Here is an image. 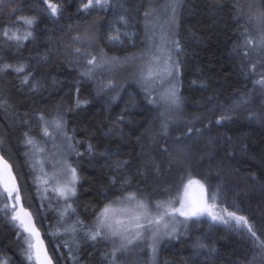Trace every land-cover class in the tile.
I'll return each mask as SVG.
<instances>
[{
    "label": "trees",
    "instance_id": "trees-1",
    "mask_svg": "<svg viewBox=\"0 0 264 264\" xmlns=\"http://www.w3.org/2000/svg\"><path fill=\"white\" fill-rule=\"evenodd\" d=\"M51 2L62 7L63 15L48 16L41 0H6L7 6L0 11V32L16 24L10 19L12 8L20 9L16 16L40 13L34 38L21 47L0 35V62L26 64L25 71L31 70L32 79L38 83L33 91L21 85L23 73L9 70L0 74V99L8 102L0 107V149L17 173L23 203L34 215L55 263L109 264L105 253L113 247L110 242L89 241L83 230L73 235L60 225L68 227L79 219L91 226L98 210L138 189L153 203L179 198L184 191L186 196L189 177L201 180L209 195L216 193L224 209L245 216L264 240V88L255 83L258 75L247 74L249 59L264 57L250 51L246 59L240 47L245 27L251 35H257L258 24L254 19L249 21V16L264 4L260 0H111L109 8L82 12L78 9L87 0ZM172 4L176 5V24L171 30L181 44L174 52L181 82L180 107L173 108L175 113L165 107L166 101L154 97L150 85L138 75L140 68L146 67L139 54L148 48L150 22L156 18L154 33L158 35L154 37L155 44L159 43L161 31H169L171 25L169 22L164 28L161 9L173 15ZM148 9L155 11L146 20L144 12ZM120 15L127 18V25L115 24ZM17 26L22 34L26 26ZM77 26L81 33L94 29L95 52L102 49L108 58L132 56L133 60L105 65L91 78L83 76L84 60L77 61L63 50L69 36L77 34ZM114 26H119L121 33L133 32L135 42L130 45V36L124 35L123 41L110 42L108 36ZM153 88L155 92L160 90ZM77 99L87 103L77 108ZM149 99L155 103H149ZM57 109L62 110L66 121L64 132L52 127L49 132L59 133L62 140L65 132L74 136L73 143L80 142L75 144L76 151L84 153L76 156L73 152L67 158L78 174L77 194L67 202L54 188L44 189L41 180L34 182L40 167L33 171L30 157L35 150L23 142L28 132L41 147L46 137L38 115L50 114L51 119ZM120 116L124 120L117 125ZM221 116L227 118L216 123ZM25 119L27 123L22 122ZM165 120L169 121L167 137L160 135ZM188 127L199 132L194 130L185 136ZM89 142L96 154H88ZM165 144L168 152L163 151ZM181 147L185 150L177 151ZM105 152L109 155H99ZM116 160L131 162L124 172L131 184L123 188L120 184L110 186L111 165ZM152 162L159 166L158 171L141 167ZM68 203L72 207L61 219L60 213ZM18 232L11 214L0 213V258L9 264H33L24 254L28 245ZM253 239L243 225L230 227L193 218L180 228L176 238L160 240L155 254L150 244L139 242L120 254L118 264H264V250ZM201 244L206 247H199Z\"/></svg>",
    "mask_w": 264,
    "mask_h": 264
},
{
    "label": "snow or ice",
    "instance_id": "snow-or-ice-1",
    "mask_svg": "<svg viewBox=\"0 0 264 264\" xmlns=\"http://www.w3.org/2000/svg\"><path fill=\"white\" fill-rule=\"evenodd\" d=\"M261 4H264V0H260ZM41 3L46 5L48 16L52 18H58L63 15L62 7L57 3H52L51 0H41ZM7 6L6 0H0V11ZM111 6V0H87V2L82 3L81 8L78 11L86 12L92 8L106 9ZM171 7L173 12V17L170 25V30L162 33L161 44H153L152 46L146 48L140 53L142 59H145V64L147 66L146 74L142 72V79L145 85L152 82L153 77L159 78V74L156 71L161 65H163L164 72L168 76H172L173 73L178 75L179 73V62L173 59L174 52L181 48L180 41L175 39V32L171 30L176 24L175 11L176 5L172 4ZM20 11V9L12 8L13 15L10 19L16 21L9 27L3 28L0 35L6 38L7 41H14L17 47H21L24 41L34 38V29L39 21L40 13H34L32 15H20L16 16L15 13ZM154 9H148L144 12L145 19H149L154 14ZM243 16V13L240 14ZM255 19L258 24L257 35L253 36L250 34L249 29L245 27L243 29L244 43L240 47L244 49L245 58H249L250 51L256 53L257 55L264 57V7L257 9L256 12L249 16V21ZM128 20L124 15H120L119 19L115 22L116 25H127ZM17 25L26 26L23 33L20 32V27ZM15 29V30H14ZM79 26H77V34L69 36V42L63 45V50L76 58L77 61L83 59L85 62V71L82 72L83 76L89 78L92 77L93 73L97 69H103L105 65H113L119 63L117 58H108L106 53L101 49L99 52H95L93 45L96 40L94 29H86L84 32H80ZM72 26L69 25V32H71ZM121 35L128 36L129 33H121L119 26H114L113 33L108 36V40L113 43L120 42ZM152 37H149L151 40ZM131 58H125L128 60ZM250 67L247 70L248 75H258L260 78L255 81L257 85L264 88V58H259L255 61L249 59ZM90 66V67H89ZM28 66L26 64L13 65L11 63L0 62V74L8 72L9 70L14 71L17 74L23 73V77L20 81L21 85L29 86L31 90L35 91L38 89V83L32 79L31 70L25 71ZM195 83V82H194ZM111 86L110 84L108 85ZM205 85H201L204 87ZM147 90V88H146ZM78 91V90H77ZM165 97L169 103L170 108L178 109L180 107V96L178 82L172 83L170 88L165 93ZM149 103H155L154 100L149 99ZM7 101L0 99V107L7 106ZM82 103H87V101H80L77 99L76 107L79 108ZM50 114L39 113L38 120L42 125V133L45 137H50L49 128H55L60 132H64L66 121L64 120L63 112L57 109L56 115L49 119ZM227 117L221 116L216 123H221L222 120ZM124 120L123 116L117 118L115 122L117 125ZM27 123V119L22 121ZM199 132V129H193L188 127L184 132V135H190L193 131ZM169 133V121L165 120L161 125L160 135L167 137ZM65 135V142L68 150V154L75 153L76 156H83L84 153L76 151L75 144H79V141H74V136ZM180 138L177 137V140ZM25 145L34 148V152L30 159H32L31 167L35 172L37 167H40V174L34 177V182H39L41 180L43 173V163L42 159L38 156L44 151L42 147L39 146L38 142L34 137L30 136L28 132L24 133ZM0 143H3L0 140ZM184 148H178L177 151L183 152ZM163 151L168 152L167 145L163 146ZM87 152L89 155L96 154L94 145L89 142L87 144ZM28 155V153H26ZM63 155V154H62ZM101 156H108L109 153H99ZM62 165V173L65 176H70L62 186L54 188L53 191L57 193L59 197H62L66 202L72 197H75L76 192V182L78 180L77 169L73 167L67 159L59 161ZM131 162L128 160H116L112 163L111 167L113 174L110 176V186H116L120 184L123 188L126 184H131V179L124 175L126 169L130 167ZM0 185L3 186V191L0 192V201H2V206H0V213L8 216L11 214V220L18 222V227L29 234V237L35 236L38 238V232H36L34 225L31 224V214L26 212L22 207H18L21 196L20 189L16 181V177L12 173V166L4 159L3 155H0ZM142 168L147 170L149 167L159 170V166L152 162L151 164H143ZM139 175H144V172H138ZM183 179V177L181 178ZM47 183V181H44ZM200 184L199 180H193L189 177L188 184ZM203 189L204 185L200 184ZM139 193V196H138ZM217 194L211 193L208 195L201 204L197 206H192L183 200L177 201L173 199L157 200L154 203L150 200L148 196H145L143 192L139 189L137 192H130L127 195H123L116 200H112L107 203L102 209L98 210L95 215V220L91 226L85 225L82 220L77 219L74 224L63 228L66 233H72L75 235L78 231H84V237L92 242L108 241L113 247L110 252L105 253V258L108 259L109 264H118L120 260V254L129 251L130 246L134 245L137 241L145 239V232L151 233V248L155 254L157 250V245L160 240L164 238H176L180 232L179 226L186 222L192 220L193 218L199 219L202 216H210L213 221H219L225 225H230L232 221H235V226L239 227L241 225L247 228L248 233H250L253 243H256L261 250H264V240H261L257 235V230L249 224L248 219L245 216H239L235 211L229 212L227 209H223L226 213L225 215H217L211 209L216 208ZM211 201V203H209ZM179 203V207H175L176 203ZM151 205V208H150ZM115 206V207H114ZM72 205L67 204L64 211L60 213L61 219L68 215V209H71ZM154 209V212L153 210ZM75 210L73 209V212ZM120 213L127 215L128 222L120 220L117 216ZM24 217L28 218L26 222ZM177 217H184V221H180ZM143 221V222H141ZM261 234L264 235V229L261 230ZM18 237L21 233H17ZM29 237H24L25 242L28 247L24 250V254L29 261L35 260L37 264H52L50 258L47 257L46 253L44 258L41 259V250L36 243H33ZM117 238L119 243H117ZM199 247H206L201 244ZM210 252L213 250H209ZM0 264H9V261L5 258H0Z\"/></svg>",
    "mask_w": 264,
    "mask_h": 264
},
{
    "label": "rangeland",
    "instance_id": "rangeland-1",
    "mask_svg": "<svg viewBox=\"0 0 264 264\" xmlns=\"http://www.w3.org/2000/svg\"><path fill=\"white\" fill-rule=\"evenodd\" d=\"M167 5H168V3L164 7H166ZM164 7L161 9L160 20L162 21V23L164 25V28H165L167 26V24L172 21L173 15L172 14H169V13L166 14V9ZM254 7L251 6L252 9ZM155 21H156V18H154L150 22L151 23V28L148 31L147 37H148V39H149V37H152V39L149 40L148 47H150L153 44H155V38L156 37H154V35H158V33H154L155 27L157 26V23ZM168 30H169V27H168ZM124 32L129 33L128 36H130V37H128V40L130 39L129 40V43H130V45H132V43L135 42L134 33L133 32H130L129 30L128 31H124ZM165 32H166V30H165ZM161 33H164V29L161 31ZM161 33H160V37L162 35ZM123 37H125V36H123ZM131 37H132V39H131ZM123 40H124V38H121L120 39V41H123ZM156 44H161V40H160L159 43H158V41H156ZM139 56H140V54H139ZM126 58H131V59H128V60H125V58H123V60L122 59H119L118 60L119 63H116L114 65H121V64H124V63H130L133 60L132 59V56H128ZM173 59L177 60V58H175L174 56H173ZM143 62H144L143 64H145V61H143ZM143 69L144 68L141 67L140 70H139L140 71L138 73L139 79H142ZM146 71H147V66L145 67L143 73L146 74ZM156 71L159 74V78L153 77L152 78V82L149 83L150 89L152 90V94L154 95V97H157L158 100L166 101L165 105H167V106H165V107L167 109H169V112L170 113L171 112H174L175 113V110L173 108H170L169 103H168V101H167V99L165 97V93L170 88V86H171L172 83H177V82H178V87H179V91H180V89H181L180 71H179L178 75L176 73H173V76L176 77L175 79H173L172 76H168L164 72L163 65H161L159 68H157ZM142 81H143V79H142ZM153 86H155L156 88L159 87L160 90L158 92H155V88H153ZM50 134H51L50 137H46V139L43 142H40L41 143V147L44 149V151L42 152L43 155H41V153H40L39 156H38L39 159H42V157L44 156V158L42 160L43 161L45 160L44 165L46 167L43 166V170H44L43 173L45 175H42V177H41V183H42L44 189H47V188H45V186H50V188L60 187V186L63 185V183L66 182L67 179H70V176L63 175V173H62V165L60 163H58V162L59 161H62L63 159H67L68 157H70V155L72 153L71 154H68L67 146L65 145L66 142H65V140H62V137L59 138V136H60L59 133H56V132L52 131V132H50ZM0 155H1V149H0ZM0 167H2V165H0ZM13 173H14V176L16 177V181H17V184L19 186L17 173L15 171ZM77 176H78V174H77ZM44 181H47V183H44ZM19 189H20V196H21L20 203H23L25 200H24V196H23V193H22V190H21L20 186H19ZM0 191H3V186L2 185H0ZM186 193H187V190H186ZM173 200H177V201L183 200L186 203L192 205L191 203H189L187 201L186 196H185V191L181 194V196L179 198H176V199H173ZM210 203H211V201H210ZM215 203H216V208L215 209H211V210L215 214H217V215H225L226 216V213L223 211L224 208L218 203L217 199H216V202ZM18 207H19V205H18ZM175 207H179V203L178 202L175 204ZM150 208H151V205H150ZM27 210H29V209H27ZM152 210L154 212V209H152ZM117 218L120 219V220L125 221V223L128 222L127 215H125L124 213H120L117 216ZM200 218H206V219H209V220L213 221L211 219V217L210 216H207V215L202 216ZM177 219L180 220V221H184V217H177ZM14 222L16 223V226H17L18 225V222L17 221H14ZM141 222H143V221H141ZM213 222H216V223L221 224V225H225V224H223V223H221L219 221H213ZM183 225L184 224H181L179 226V229ZM228 226H230V227H236L235 226V221H232L230 223V225H228ZM17 229H18L19 233H21V237H29V234L26 233V232H23V230L20 229L18 226H17ZM29 238L32 240L33 243H36V244L39 241L38 238H36L35 236L29 237ZM43 242H44V240H43ZM139 242L140 243H143V244L144 243H147V244H150L151 245L152 244L151 233L145 232V239H142L140 241H137L134 245L130 246V248H133ZM117 243H119L118 238H117ZM137 247L139 248V246H137ZM150 249H151V253H153L152 248H150ZM50 259L52 261V264H56L55 261L53 260V258L51 256H50ZM32 261H33V264H37V262L35 260V257H33V260Z\"/></svg>",
    "mask_w": 264,
    "mask_h": 264
},
{
    "label": "water",
    "instance_id": "water-1",
    "mask_svg": "<svg viewBox=\"0 0 264 264\" xmlns=\"http://www.w3.org/2000/svg\"><path fill=\"white\" fill-rule=\"evenodd\" d=\"M12 173H13V171H12ZM199 181H200V184L204 185L203 189L200 187V184H196V183L189 184V186L187 188V198L189 199V203H191L193 206H197V205L201 204L205 199H207V197L209 195V191H208L206 185L201 180H199ZM209 203H210V201H209ZM19 207H22L26 212L31 214V224L34 225L36 232H38V234H39L38 235L39 241L37 243V246L41 250V259L44 258L45 253H46L47 257L50 258V254L48 252V249L43 242L42 231L39 228V226L35 220L34 215L32 214L31 211L26 209V207L23 203H20ZM24 219L26 222L28 221L27 217H24Z\"/></svg>",
    "mask_w": 264,
    "mask_h": 264
}]
</instances>
